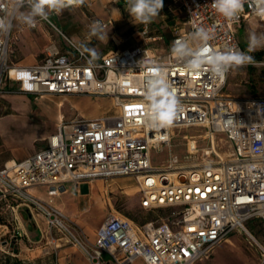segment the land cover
Segmentation results:
<instances>
[{"label":"built area","instance_id":"1","mask_svg":"<svg viewBox=\"0 0 264 264\" xmlns=\"http://www.w3.org/2000/svg\"><path fill=\"white\" fill-rule=\"evenodd\" d=\"M173 2L184 17L167 50L135 46L93 59L61 34L74 56L49 42L39 63L22 67L7 63L12 26L0 32V85H17L7 93L105 98L116 111L115 117L61 122L43 149L0 167V202L11 203L7 208L15 214L26 209L22 217L40 218L42 235L54 254L56 233L79 248L89 264H135L138 260L196 264L207 260L233 233H242L264 264V97L236 99L224 93L230 72L249 64L217 77L207 66L186 70L171 51L175 40H187L198 27H205L214 30L208 42L213 51L244 52L236 28L251 18L264 26V15L247 3L238 18L228 19L213 9L212 0ZM13 3L0 0V18L7 17L11 25L17 11L28 7L25 3L14 12ZM40 19L50 24L47 18ZM94 24L106 27L98 20ZM141 34H146L145 28ZM199 46L195 42L194 47ZM158 68L164 70L178 109L170 124L152 127L145 82ZM189 129L200 133L186 139L180 157L172 156L174 130ZM198 140L206 142V147L200 148ZM165 149L166 165L152 166L150 151ZM119 178L134 180L139 208L154 213L152 221L137 224L111 211L91 242L53 202V196L65 192L66 184L89 186L96 180ZM38 187L47 189V200L30 193ZM250 220L262 223L261 241L247 230Z\"/></svg>","mask_w":264,"mask_h":264},{"label":"rangeland","instance_id":"2","mask_svg":"<svg viewBox=\"0 0 264 264\" xmlns=\"http://www.w3.org/2000/svg\"><path fill=\"white\" fill-rule=\"evenodd\" d=\"M20 16H16L11 28V40L9 42L7 63L9 65H28L33 63V57L37 60L39 57L42 60L45 47L49 44L46 43L45 47L40 53L43 43L41 36L48 35L53 37L54 43L61 48L65 42L61 34L70 38V35H81L80 27L78 26L79 20L75 17L66 18L61 20L60 25L54 18H50V24L44 21L46 30L41 33L36 30V27L31 29L26 23H23ZM184 13L178 4L173 0H163V8L159 15L155 17L151 23L143 24L137 22L130 29L127 37L121 39H128L133 42V47H148L157 50H167L165 40L169 41L174 34L175 28H181L183 23ZM38 17H36L37 19ZM21 27V32H14V25L17 24ZM57 28H55L54 26ZM144 28L146 34L142 35ZM32 30V31H31ZM38 32V35H30L27 38L33 44V48L28 51L26 46L29 45L26 37L23 36L24 32L30 33ZM261 34L264 33V26L255 18L244 22L236 28L237 39L244 50L249 55L254 57V63L248 66H243L233 69L227 79L224 93L236 99H245L252 96L264 97V47L257 48L249 51L248 38L250 33ZM40 38V39H38ZM88 39L93 40L91 37ZM40 40V41H39ZM170 43V42H169ZM83 50V49H82ZM85 52V51H84ZM70 56H74L70 54ZM40 60V61H41ZM39 61V62H40ZM38 62V63H39ZM16 84L2 83L0 85V115L9 112V100H13L7 93V90L16 89ZM61 96L62 112L64 115L70 113L83 117L88 113L94 111L99 118L101 117H115L116 111L109 100L105 98H96L88 96ZM64 98V99H63ZM32 99V98H31ZM15 108V105L13 104ZM45 122H51L48 117ZM5 124V123H4ZM19 130L10 124H5L3 127L0 125V133L5 137L14 136L18 134ZM200 133L198 129L189 130H174V136L171 141V155L181 156V152L185 150L184 143L186 139L197 136ZM10 134V135H9ZM221 138L222 136H218ZM200 148L206 147V142L198 140ZM44 148V147H42ZM168 150L157 152L156 150L150 151L151 165L154 167H164L166 165L165 159ZM6 155L5 149H0V166L4 163ZM92 184L94 187V197H92V204H90V213L88 216L81 218L80 228L83 235L87 239H94V229L97 225L101 224L105 215L113 211L121 216L131 220L134 223L142 224L152 221L155 214L149 211H144L139 208V198L134 188L135 182L133 179L119 178L107 181L96 180ZM40 191H42L40 189ZM42 193V192H40ZM68 196H63L62 200H68ZM55 201L59 202L58 199ZM11 203L0 202V264H59L58 253L60 246L64 244L71 246L66 242L65 238L60 234L53 233V237L61 239L56 242L58 249L53 253L52 247L50 254L43 255L40 252V244L35 242L38 240V232L34 226V221L31 217L26 220L23 219L22 214L24 211L18 210L17 214L7 208ZM163 214V212H159ZM27 226L32 227V231L27 230ZM247 230L259 241L262 239V223L258 220H250L245 225ZM20 234V237L16 233ZM29 233H31L29 235ZM82 236L81 234L79 235ZM82 238V237H81ZM73 247V246H71ZM75 248V247H74ZM85 257V256H84ZM86 260V258H85ZM88 262V261H87ZM196 264H262L261 260L251 245L250 239L242 233H233L226 242L219 244L211 253L207 260L197 262Z\"/></svg>","mask_w":264,"mask_h":264},{"label":"crops","instance_id":"3","mask_svg":"<svg viewBox=\"0 0 264 264\" xmlns=\"http://www.w3.org/2000/svg\"><path fill=\"white\" fill-rule=\"evenodd\" d=\"M28 11H30L29 7H23L17 11L15 16H20L21 13H27ZM72 16L79 20L78 26L80 27L81 35L77 36L73 33L70 35V38L64 36L81 50L84 47L94 50L96 53L95 56H92L89 52H85L93 59L110 56L134 46L131 40L121 39V37H127L128 33H131V27L137 23L127 11V0H85L83 5L66 7L58 12L49 11L47 19L50 22V18H54L60 25H63L60 21L66 20V18ZM96 20L106 25L105 28L100 29V36H102L103 39L96 35H90V29L93 22ZM35 24L37 26L36 30H39L41 33L46 30V25L40 17L36 19ZM36 30L32 33L26 31L23 34L29 43V45L26 46L28 51L34 46L27 36L38 35L39 31L37 32ZM14 32H21V27L18 23L14 25ZM88 37H91L93 40L88 39ZM41 39L43 46L39 49L41 50L40 53H42L46 43H54L53 37H48L46 34L41 36ZM60 49L63 53L69 55L73 54L66 44H63ZM40 58L41 57L37 60L33 57V63L28 65L22 66L21 62L17 63V65L22 67L32 66L37 64L41 60ZM10 94H12L10 96L13 98V100H9L10 111L0 115V125L3 127L5 124H10L19 131L18 134L9 137H5L0 133V149L3 148L6 151L3 163L9 161L20 162L27 157L34 155L43 149L42 147H45L46 139L54 133L59 123L80 118V116L72 115L70 113H67L66 115L63 114V104L60 97L32 98L18 93ZM13 104L15 105V108L13 107ZM48 117L51 119V122L44 121ZM82 118L96 119L99 118V115L92 111L87 115H83ZM95 186L96 185L94 184H90L88 186V194L81 195L79 194L78 187L70 183L66 184L65 192L53 196V202L55 206L61 209L63 213L78 227L80 226L81 218L88 216L90 213V204H92V197L95 195ZM40 189L42 191H40ZM30 193L42 200H47L50 197L47 194V189L45 187L32 188L30 189ZM63 196H68V200H62ZM56 199H58L59 202L55 201ZM20 210L24 212L26 211L24 208H21ZM27 218L28 217H23L24 220ZM33 221L38 232V240L35 242L40 244V252L43 253V255H48L50 254L51 246L48 240L42 235L44 224L38 217H34ZM100 225L101 224L97 225L94 229V238ZM32 229V227L27 226L29 232H31ZM30 234L31 233H29V235ZM60 240L61 239H59L58 242ZM93 240L89 239L91 242ZM59 246L60 248L57 251L59 264H89L87 260H85L84 253L79 248L64 244H59ZM135 264H142V262L138 260Z\"/></svg>","mask_w":264,"mask_h":264},{"label":"clouds","instance_id":"4","mask_svg":"<svg viewBox=\"0 0 264 264\" xmlns=\"http://www.w3.org/2000/svg\"><path fill=\"white\" fill-rule=\"evenodd\" d=\"M27 3L30 11L20 14V20L29 26H34L36 17L46 19L49 11H61L66 7L79 6L85 0H14L13 11H17ZM248 4L258 14L264 15V0H212V7L225 18L236 19L243 11L244 5ZM163 8V0H127V11L134 21L148 24L157 17ZM11 21L0 18V32H8L11 28ZM211 28L198 27L187 40L177 39L173 42L172 54L184 62L188 71H198L204 66L213 76L223 77L232 67L254 63V57L247 52L238 49H229L225 52L213 51L208 42L213 38ZM99 25L94 24L90 29V35L100 36ZM195 42L201 46L194 47ZM264 47V33L255 32L249 34V51ZM92 56L94 50L83 48ZM154 74L145 82L144 99L148 108V123L152 127H163L172 122L178 109V102L171 91L164 70L154 69Z\"/></svg>","mask_w":264,"mask_h":264},{"label":"water","instance_id":"5","mask_svg":"<svg viewBox=\"0 0 264 264\" xmlns=\"http://www.w3.org/2000/svg\"><path fill=\"white\" fill-rule=\"evenodd\" d=\"M79 194L81 195H87L89 192V187L87 184H81L79 187Z\"/></svg>","mask_w":264,"mask_h":264},{"label":"trees","instance_id":"6","mask_svg":"<svg viewBox=\"0 0 264 264\" xmlns=\"http://www.w3.org/2000/svg\"><path fill=\"white\" fill-rule=\"evenodd\" d=\"M170 41H171V39H170ZM170 41H169V39L167 38V39L165 40L166 45H168ZM142 224H143V223H142Z\"/></svg>","mask_w":264,"mask_h":264}]
</instances>
